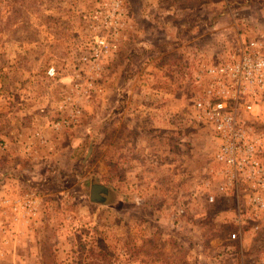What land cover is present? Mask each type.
Masks as SVG:
<instances>
[{"label": "rangeland", "instance_id": "obj_1", "mask_svg": "<svg viewBox=\"0 0 264 264\" xmlns=\"http://www.w3.org/2000/svg\"><path fill=\"white\" fill-rule=\"evenodd\" d=\"M149 2L0 0V264H264V185L222 190L194 107L201 67L264 32V0ZM145 116L184 188L131 191L134 174L162 173L115 150L147 141Z\"/></svg>", "mask_w": 264, "mask_h": 264}, {"label": "built area", "instance_id": "obj_2", "mask_svg": "<svg viewBox=\"0 0 264 264\" xmlns=\"http://www.w3.org/2000/svg\"><path fill=\"white\" fill-rule=\"evenodd\" d=\"M227 49L217 62L198 71L196 80L203 89L194 107L216 140L222 190L242 184L263 186L264 168L254 154L256 143L264 139V133L256 130L257 123L264 122V32L241 37ZM231 237L236 239L237 234Z\"/></svg>", "mask_w": 264, "mask_h": 264}, {"label": "crops", "instance_id": "obj_3", "mask_svg": "<svg viewBox=\"0 0 264 264\" xmlns=\"http://www.w3.org/2000/svg\"><path fill=\"white\" fill-rule=\"evenodd\" d=\"M171 9H172L171 7L168 8V6L162 4L161 2H158V0H152V2H149L147 4V6H146V10L149 11L151 15H153V13H156L158 11H166V10H171ZM128 118H129L128 122H129V128L130 129H135V125L140 124V122H142V119H143V118L138 117L135 114L129 116ZM145 119H146L145 120L146 121V125L144 126V129L149 134V138L147 139V141L141 142L139 145L137 143H136V145H134V144L130 145L128 143L127 144H121V145L117 146L115 148V150H118V153L121 156H124V154H126L127 151L129 150L132 153V156H134V153H136L137 158H138L140 152L142 151V153L143 154L145 153V155H144V159H141V161L144 163L143 165H145V167L148 168L149 170H152L154 168V166L157 165V159L159 158L158 162L160 164V167L162 168V170H161L162 173H160V176H158V177H156L157 174L152 176L151 174L148 173V174L145 175V178H142L140 175L135 176V174H134L131 177V179H130V181H131L130 182L131 191L135 195L138 196L139 192H140V190H139L140 186H148V187L151 186L152 187V186L156 185L160 180L163 181V183H164V181L165 182H167V181L169 182L171 179L180 180L182 182L181 188H184L185 187L184 183H185L186 179L181 178L180 176H177L175 178L172 177L169 180V178L166 177L169 174L168 171L170 170L168 168V166H167L168 159L165 158V157L164 158H160L159 155H157L156 151L160 150V151H157V152H159L162 156H166V155H168L169 152H165V151L169 150L167 148L169 146H167L165 142H164L163 145H161L160 142L156 141L155 136L157 135V132L155 130V127H157V130H158L159 126H155L154 123H156V122H155L153 116H150V117L145 116ZM161 138L163 139L164 136H162ZM119 161L117 163H120L121 165L125 164V160H123L122 158ZM139 161L140 160H138L136 158H131L130 163L132 165L131 170H132L133 173L136 170L135 168H137V166L139 165V163H138ZM149 170H146V171H149ZM205 179H210V175H208L205 178L201 179V180H203L202 181L203 183H200L199 185H201L200 188L202 190H204L206 187H209L211 185V184L205 185L204 182L207 181ZM166 184L167 183H165L164 185H166ZM197 184H198V182H197ZM162 188L166 189L163 186H162ZM185 193L186 192H184V194ZM165 194H167L166 191H165Z\"/></svg>", "mask_w": 264, "mask_h": 264}, {"label": "water", "instance_id": "obj_4", "mask_svg": "<svg viewBox=\"0 0 264 264\" xmlns=\"http://www.w3.org/2000/svg\"><path fill=\"white\" fill-rule=\"evenodd\" d=\"M101 191H106L105 187L104 186H101V185H95L93 187V192L99 197L98 195V192H101Z\"/></svg>", "mask_w": 264, "mask_h": 264}]
</instances>
